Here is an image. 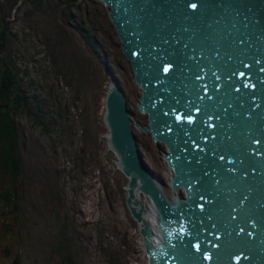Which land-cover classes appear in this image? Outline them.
<instances>
[{
    "label": "water",
    "instance_id": "1",
    "mask_svg": "<svg viewBox=\"0 0 264 264\" xmlns=\"http://www.w3.org/2000/svg\"><path fill=\"white\" fill-rule=\"evenodd\" d=\"M98 1L148 119L135 120L112 78L105 140L149 264H264V0ZM133 127L165 144L172 190L186 197L167 198ZM137 192L154 209L156 244Z\"/></svg>",
    "mask_w": 264,
    "mask_h": 264
},
{
    "label": "trees",
    "instance_id": "2",
    "mask_svg": "<svg viewBox=\"0 0 264 264\" xmlns=\"http://www.w3.org/2000/svg\"><path fill=\"white\" fill-rule=\"evenodd\" d=\"M78 7V0H0V176L9 180L0 200L11 214L0 222L3 236L20 234L29 227L21 224L24 212L37 210H27L15 201L20 198L24 203L28 199L21 195L24 183L20 179L26 165L23 129L17 119L24 118L29 129L43 139L47 154L56 156L58 149L67 154L73 138L78 137L80 146L71 159L73 166L83 164L82 170L90 168L91 163L99 166L100 136L106 132L99 105L103 101L104 112L108 85L112 78H118L95 33L83 22L73 21L71 10ZM42 162L38 168L30 164V175L39 174L43 186H49L52 171ZM60 192L54 195L60 197ZM55 219L59 220L57 216ZM59 224L58 235L64 239L69 227L66 220ZM70 229L76 231L77 238L82 236L78 228L71 225ZM101 239H96L94 251L103 263L126 264L125 246ZM63 249L60 245L58 251ZM11 254L10 264H25L20 250L6 246V257ZM62 260L64 264H76L70 253H65ZM40 262L35 260L33 264Z\"/></svg>",
    "mask_w": 264,
    "mask_h": 264
},
{
    "label": "rangeland",
    "instance_id": "3",
    "mask_svg": "<svg viewBox=\"0 0 264 264\" xmlns=\"http://www.w3.org/2000/svg\"><path fill=\"white\" fill-rule=\"evenodd\" d=\"M78 5V8L71 10L73 21L83 22L95 33L115 71L120 87L126 92L129 110L140 125H148L147 115L140 113L137 108L141 89L134 82L130 63L122 53L120 39L108 17V8L98 0H78ZM71 33L76 37V34L72 31ZM77 42L80 43L79 40ZM102 102L99 111L103 115ZM17 121L23 129L22 156L26 165L20 179L24 183L21 195L27 196L28 199L24 203L20 198L15 201L20 202L27 210L33 207L38 211L24 212L21 219L26 216L21 224L29 227L20 234L11 232L3 236L0 231V264L11 263L12 254L6 257V246L11 247L12 251L20 250L25 264H33L35 260L41 261L38 264H64L62 259L65 253H70L76 264H104L94 251L96 239L102 240L101 238L107 239L108 242L114 241L117 246H125L126 264H149L139 233V224L131 217L125 204L128 179L119 170L115 155L107 147V131L102 132L100 136L101 147L97 153L99 166L94 167L91 163L90 168L82 170L80 167H83V164L73 166L71 160L80 146L76 141L78 137L73 138L74 143L71 149L66 150L67 154L58 149L54 156L47 154L43 139L29 129L24 118ZM100 127L98 122L99 130ZM133 133L145 163L159 178L161 189L167 198L172 199L175 194L186 197L182 187L175 192L172 190L170 169L163 157L167 151L165 144L155 143L149 133L140 132L134 127ZM41 160L42 164L48 165V169L52 171L49 186H43L39 174L30 175V164L33 163V167L38 168L41 166ZM8 186V178L0 176V193ZM57 190L61 191L60 197L54 195ZM140 199L145 204L146 213L152 205L151 201L143 195ZM7 215L11 214L8 209H3L0 200V222L7 220ZM55 216L59 218L58 221ZM65 220L69 228L62 239L58 235L61 229L59 223ZM150 222V229L160 235L156 222ZM71 225L81 231L80 238H77L75 230L70 229ZM60 245H63L64 249L59 252Z\"/></svg>",
    "mask_w": 264,
    "mask_h": 264
},
{
    "label": "bare ground",
    "instance_id": "4",
    "mask_svg": "<svg viewBox=\"0 0 264 264\" xmlns=\"http://www.w3.org/2000/svg\"><path fill=\"white\" fill-rule=\"evenodd\" d=\"M170 174H171V171H170ZM172 174H173V172H172ZM141 195H143L144 198L148 199L147 197H145L144 193L137 192V196L136 197H137V199L140 202H142L141 199H140V196ZM175 195H177V194H175ZM144 206H145V204H144ZM144 211H146V207H145ZM143 219L147 222L148 225H149V223L151 225V222L150 221H155L156 222V216H155V212H154V209H153L152 205H151L150 209L146 213L145 212L143 213ZM150 225H149V227H150ZM153 233H154L153 243L156 244V243H158V242L161 241V238H160V235H157L155 232H153Z\"/></svg>",
    "mask_w": 264,
    "mask_h": 264
},
{
    "label": "snow or ice",
    "instance_id": "5",
    "mask_svg": "<svg viewBox=\"0 0 264 264\" xmlns=\"http://www.w3.org/2000/svg\"><path fill=\"white\" fill-rule=\"evenodd\" d=\"M193 7H195V5H193Z\"/></svg>",
    "mask_w": 264,
    "mask_h": 264
},
{
    "label": "flooded vegetation",
    "instance_id": "6",
    "mask_svg": "<svg viewBox=\"0 0 264 264\" xmlns=\"http://www.w3.org/2000/svg\"><path fill=\"white\" fill-rule=\"evenodd\" d=\"M108 71H111V70H108Z\"/></svg>",
    "mask_w": 264,
    "mask_h": 264
}]
</instances>
